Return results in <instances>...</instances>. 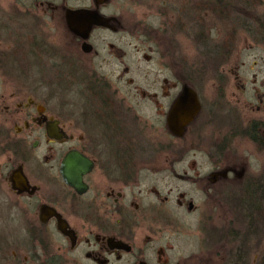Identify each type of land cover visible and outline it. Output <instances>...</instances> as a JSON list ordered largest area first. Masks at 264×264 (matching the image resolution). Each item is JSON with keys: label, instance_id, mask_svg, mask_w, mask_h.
Here are the masks:
<instances>
[{"label": "flooded vegetation", "instance_id": "af4514ba", "mask_svg": "<svg viewBox=\"0 0 264 264\" xmlns=\"http://www.w3.org/2000/svg\"><path fill=\"white\" fill-rule=\"evenodd\" d=\"M128 3L0 0V264H152L146 257L152 243L159 246L160 264H264V254L251 258V249L244 248L241 219L228 231L227 219L212 215L182 242L186 250L171 254L165 231L200 208L179 183L212 198L219 193L216 185L223 189L216 183L234 171L225 164L227 135L218 132L210 140L212 121L224 107L203 104L193 85L194 61L178 56L177 33L188 29V36L196 35L190 22L195 20L172 18L166 9L156 27L133 25ZM79 9L98 16L82 33L68 24V11ZM170 27L173 36L167 34ZM258 28L256 77L264 73V24ZM138 33L144 39L135 46L157 66L156 91L132 76L131 39ZM135 70L140 73V66ZM207 74L198 76L203 80ZM186 87L196 92L199 109L179 134L169 116ZM256 95L257 116L242 135L264 155V83ZM163 129L185 145L149 135ZM165 146L167 166L149 171V149L157 153ZM73 152L88 162L73 171L81 188L69 184L62 171ZM187 157L194 165L197 157H207L210 171H179ZM237 178L257 211L264 204V171L251 177L242 171ZM217 219L221 223L212 226Z\"/></svg>", "mask_w": 264, "mask_h": 264}, {"label": "rangeland", "instance_id": "374dc122", "mask_svg": "<svg viewBox=\"0 0 264 264\" xmlns=\"http://www.w3.org/2000/svg\"><path fill=\"white\" fill-rule=\"evenodd\" d=\"M121 1V0H119ZM206 0H130L132 24L150 25L156 27L162 20V10L167 9V15L175 18L174 14H180L183 18L195 20L193 24L196 35L188 36V29L179 32V59L189 58L195 63V82L197 89L206 106L212 103L223 105V112L219 119L212 121L211 141L219 138L220 133L227 135L228 150L225 154V164L234 168L228 179L218 182L223 189H218L219 193L212 198L201 191H196L192 185L179 183L181 191H189L195 197L199 205V210L190 217H180L179 224L171 231H165L169 245L174 249L186 250L187 237L191 233L199 231V227L207 225L205 222L212 215L227 219L228 231L230 227H236L237 219L242 220L244 248L251 249V258L264 254V204L257 211L252 212L249 195H243L240 187L241 183L237 174L246 171L247 177L255 176L258 171H264V155L255 152L249 136L242 135L248 127V123L257 116L253 106L257 101L256 90L259 84L264 83V73L256 77L258 67L255 66L254 59L260 53V45L257 42V28L264 24V0H220V4L226 8L224 12L218 14L208 9L203 2ZM210 1V0H208ZM170 27L168 36H173L175 30ZM259 29V28H258ZM192 31V29H191ZM140 33L132 37L131 56L133 62V78L136 82L144 83L149 92L158 90L156 80L155 62L146 61L142 58L144 51L137 48V40H143ZM207 36V37H206ZM205 39L207 41H205ZM262 46V45H261ZM149 52V51H147ZM207 68H205V66ZM141 68L140 73H136L135 67ZM264 61L260 63L261 71L264 72ZM206 69V70H204ZM208 73L206 78L201 80L198 74ZM223 75L225 80L224 99L220 98L218 87ZM134 86V85H133ZM132 86V87H133ZM132 89V88H131ZM75 96V95H73ZM149 110V109H148ZM150 114L152 112L148 111ZM150 130L149 135L157 136L156 140L163 139L164 144L172 143L184 146V140L175 139L170 135L169 130ZM218 132H220L218 134ZM216 133V134H215ZM158 145V144H156ZM148 160L149 171H157L167 166V157L170 156L169 147H164L157 153L150 151ZM188 158V159H187ZM181 160L179 171H199L206 173L210 171L212 162L207 157H197L196 165L192 163V157ZM214 164V163H213ZM245 169V170H242ZM226 173V171L222 172ZM223 183V186H222ZM182 188V189H181ZM195 189V190H194ZM250 189V188H249ZM167 194L168 192H163ZM212 193V191H211ZM176 194V191L172 193ZM247 194V193H246ZM241 198L243 200H241ZM210 199L209 202L207 200ZM208 217V218H207ZM220 219V218H219ZM214 220L212 226H218L221 220ZM200 222V223H198ZM157 243L149 244L146 257L152 264H160L156 255ZM189 247V246H188Z\"/></svg>", "mask_w": 264, "mask_h": 264}, {"label": "water", "instance_id": "95a60500", "mask_svg": "<svg viewBox=\"0 0 264 264\" xmlns=\"http://www.w3.org/2000/svg\"><path fill=\"white\" fill-rule=\"evenodd\" d=\"M97 14L88 9L69 10L68 24L76 33H82L91 28V25L98 21ZM199 109V100L195 91L186 87L181 97L174 105L169 116V125L171 129L182 134L184 126L190 121L193 115ZM179 114V118H178ZM82 166L87 167L88 162L78 153L73 152L66 156L63 161L62 171L67 182L76 188H81L80 176L73 171ZM140 264H146L141 262Z\"/></svg>", "mask_w": 264, "mask_h": 264}, {"label": "trees", "instance_id": "16d2710c", "mask_svg": "<svg viewBox=\"0 0 264 264\" xmlns=\"http://www.w3.org/2000/svg\"><path fill=\"white\" fill-rule=\"evenodd\" d=\"M205 4L206 7H208V9L217 12L218 14H220L221 12H224V10L226 8H224V5L220 4V0H206L205 2H203Z\"/></svg>", "mask_w": 264, "mask_h": 264}]
</instances>
